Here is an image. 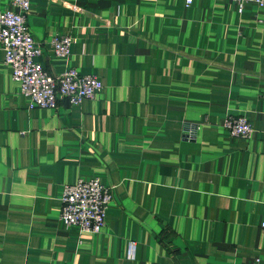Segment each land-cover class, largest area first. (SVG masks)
<instances>
[{
  "label": "crops",
  "instance_id": "obj_1",
  "mask_svg": "<svg viewBox=\"0 0 264 264\" xmlns=\"http://www.w3.org/2000/svg\"><path fill=\"white\" fill-rule=\"evenodd\" d=\"M28 1L36 60L103 87L29 109L0 48V264H264V7ZM240 115L245 138L225 127ZM93 177L112 189L104 227L65 226L63 186Z\"/></svg>",
  "mask_w": 264,
  "mask_h": 264
},
{
  "label": "built area",
  "instance_id": "obj_2",
  "mask_svg": "<svg viewBox=\"0 0 264 264\" xmlns=\"http://www.w3.org/2000/svg\"><path fill=\"white\" fill-rule=\"evenodd\" d=\"M241 13L245 4L252 2L264 7V0H229ZM192 0H185L190 5ZM11 8L0 11V48L4 63L10 68L11 76L19 84L20 93L28 98V108L55 109L60 98L72 104L93 99L102 89V81L92 74H80L66 68L52 76L36 60L42 52L29 31L26 17L30 9L28 0H12ZM70 35H54L51 39L54 54L66 59L70 53ZM225 127L232 136L248 137L253 131L246 116H230ZM112 200L111 187L98 178H78L65 184L61 192L59 219L65 226H75L81 232L98 233L106 222V211ZM135 246H128V257H134ZM253 264H259L255 259Z\"/></svg>",
  "mask_w": 264,
  "mask_h": 264
},
{
  "label": "water",
  "instance_id": "obj_3",
  "mask_svg": "<svg viewBox=\"0 0 264 264\" xmlns=\"http://www.w3.org/2000/svg\"><path fill=\"white\" fill-rule=\"evenodd\" d=\"M185 136H190V135H188V134L186 133Z\"/></svg>",
  "mask_w": 264,
  "mask_h": 264
}]
</instances>
